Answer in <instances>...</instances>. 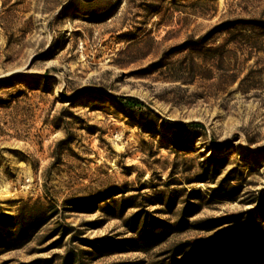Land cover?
<instances>
[{"label":"rangeland","instance_id":"rangeland-1","mask_svg":"<svg viewBox=\"0 0 264 264\" xmlns=\"http://www.w3.org/2000/svg\"><path fill=\"white\" fill-rule=\"evenodd\" d=\"M0 264H264V0H0Z\"/></svg>","mask_w":264,"mask_h":264},{"label":"trees","instance_id":"trees-1","mask_svg":"<svg viewBox=\"0 0 264 264\" xmlns=\"http://www.w3.org/2000/svg\"><path fill=\"white\" fill-rule=\"evenodd\" d=\"M125 104L130 108L143 107L144 104L134 98H124ZM194 126H201L200 124H192Z\"/></svg>","mask_w":264,"mask_h":264}]
</instances>
